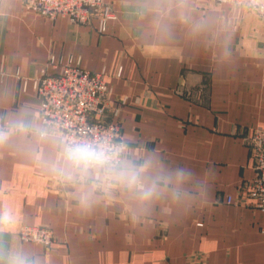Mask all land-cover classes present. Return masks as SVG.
Returning <instances> with one entry per match:
<instances>
[{"label": "crops", "instance_id": "1", "mask_svg": "<svg viewBox=\"0 0 264 264\" xmlns=\"http://www.w3.org/2000/svg\"><path fill=\"white\" fill-rule=\"evenodd\" d=\"M105 2L116 18L101 33L96 18L81 25L0 0V115L27 109L41 124L34 81L43 70L101 72L110 87L105 118L119 122L130 148L157 150L197 174L212 169L210 200L188 213L161 203L134 221L115 192L85 213L39 162L49 145L36 142L33 157L23 147L31 138L16 137L0 147V211L14 218L0 247L43 264H191L197 254L198 264H264V211L235 201L255 176L245 137L264 127V18L215 0ZM201 21L206 27L193 31ZM22 224L49 226L56 239L24 241Z\"/></svg>", "mask_w": 264, "mask_h": 264}, {"label": "clouds", "instance_id": "2", "mask_svg": "<svg viewBox=\"0 0 264 264\" xmlns=\"http://www.w3.org/2000/svg\"><path fill=\"white\" fill-rule=\"evenodd\" d=\"M204 27L205 22H196L193 31ZM160 32L171 35L163 25ZM0 121H3L0 147L12 146L16 137L31 138L23 147L36 157V142L49 145V151L39 156V162L71 190L68 194L82 212H90L102 197L111 198L115 192L126 200L134 221L141 215L151 214L161 203L188 213L210 200L212 169L197 174L188 166L167 162L153 149H143L136 154L127 140L69 135L55 126L35 121L27 109L0 117ZM13 223L10 212L0 211V230L10 228ZM0 264H43V260L22 248L0 247Z\"/></svg>", "mask_w": 264, "mask_h": 264}, {"label": "built area", "instance_id": "3", "mask_svg": "<svg viewBox=\"0 0 264 264\" xmlns=\"http://www.w3.org/2000/svg\"><path fill=\"white\" fill-rule=\"evenodd\" d=\"M215 2L240 6L264 16V0ZM25 5L42 16L55 18L62 15L81 25L96 18L101 33H106L109 22L116 18L105 0H25ZM34 86L41 97L39 116L42 125L55 126L69 135L109 136L115 141L125 140L119 122L105 118L110 87L103 73L93 72L79 64H64L57 74L43 70ZM245 140L254 162L255 176L248 186L240 188L235 201L246 202L247 197L252 199L253 207L264 210V127L253 128ZM233 200L228 196V202ZM18 232L22 240L46 246L56 239L53 229L45 225L22 224Z\"/></svg>", "mask_w": 264, "mask_h": 264}, {"label": "rangeland", "instance_id": "4", "mask_svg": "<svg viewBox=\"0 0 264 264\" xmlns=\"http://www.w3.org/2000/svg\"><path fill=\"white\" fill-rule=\"evenodd\" d=\"M227 4V3H226ZM232 6H235V5H232ZM235 7H238V8H241L240 6H235ZM243 9H245V8H243ZM245 10H247V9H245ZM247 11H249V10H247ZM249 12H251V11H249ZM255 13V12H254ZM257 14V13H256ZM259 15V14H258ZM259 16H261V15H259ZM261 17H263L264 18V16H261ZM188 95H191V92H188L187 93ZM107 107H108V102H107ZM252 131H253V129L251 130V132H250V134L252 133ZM250 152V151H249ZM251 156V155H250ZM253 164H254V162H253ZM254 168V167H253ZM252 200V199H251ZM250 200V198H245V201H251ZM255 208V207H254ZM256 209H259V208H256ZM261 210V209H260ZM264 211V210H263ZM190 259H191V264H198V262H200L201 260L202 261H205V258L202 256V255H194V256H191L190 257Z\"/></svg>", "mask_w": 264, "mask_h": 264}]
</instances>
